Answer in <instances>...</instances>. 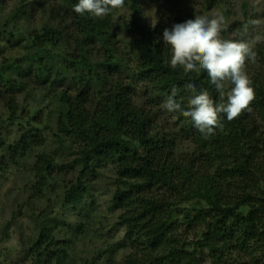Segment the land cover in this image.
<instances>
[{"label":"trees","instance_id":"trees-1","mask_svg":"<svg viewBox=\"0 0 264 264\" xmlns=\"http://www.w3.org/2000/svg\"><path fill=\"white\" fill-rule=\"evenodd\" d=\"M204 1V11L226 3ZM78 2L0 0V175L32 174L20 240L28 264H77V243L91 237L103 245L83 264H264V42L252 44L256 62H245L254 100L206 136L161 108L173 88L186 104L189 82L218 99L207 72L165 63L164 29L199 12L163 13L151 26L144 0H125L126 40L113 24L118 9L97 18L75 13ZM242 11L221 38L252 39L254 14L247 4ZM108 169L121 237L93 228L95 184Z\"/></svg>","mask_w":264,"mask_h":264},{"label":"clouds","instance_id":"clouds-1","mask_svg":"<svg viewBox=\"0 0 264 264\" xmlns=\"http://www.w3.org/2000/svg\"><path fill=\"white\" fill-rule=\"evenodd\" d=\"M124 2L125 0H79L73 11L101 18L113 9L122 8ZM224 22L222 14H215L211 19L195 16L194 19L174 24L163 31V42L169 46L171 55L170 61L165 60V63H170L173 69L181 68L185 73L207 72L218 93V99H213L206 89L198 91L195 83L189 82L184 85L190 93L186 104L183 98L177 99L178 91L173 88L161 108L168 112H180L206 136L213 135L217 128H222V115L232 121L250 106L255 96L245 71V62L246 59L256 62L257 54L252 44L260 41L261 36L256 35L252 39H223L220 33ZM248 24L259 27L264 21L250 20ZM248 24L244 26L245 33L248 31ZM229 82L231 88L228 87Z\"/></svg>","mask_w":264,"mask_h":264},{"label":"rangeland","instance_id":"rangeland-1","mask_svg":"<svg viewBox=\"0 0 264 264\" xmlns=\"http://www.w3.org/2000/svg\"><path fill=\"white\" fill-rule=\"evenodd\" d=\"M204 2V0H180L174 2L171 0H144L143 18L149 25L153 26V22L156 25L163 13L167 16L171 14L172 17L185 16L190 8L193 7L199 12L198 16H205L208 19L213 18L215 14L223 15V12H226L228 19H225L222 25L223 28L225 24L232 25L239 18L243 20L242 6L247 4L249 10L254 14V20L264 21V0H226L223 9L221 7H213L207 11H204ZM127 11L124 3V6L117 10L113 19V24L118 28L119 39L127 40L119 29V25L128 17ZM230 11L232 14L229 13ZM249 32L252 38L256 35L261 36V40L253 44L264 42V24L259 27L251 25ZM16 52V55L13 54V56L20 55V50ZM32 79H34L33 76ZM141 85L136 86L138 95L142 91ZM66 86V84H62L61 90L67 88ZM70 91L71 95L75 94L73 90ZM52 99L54 100L55 98L52 97ZM48 101L43 103V106H46L43 107L42 113L44 117L51 119V116L55 114L56 105L51 104L48 107L51 102ZM31 103L32 101L30 100L29 104ZM28 169L29 167H21L19 171L18 167H10L7 173L0 175V264H28L27 261H29L28 258H25L20 247L22 231L28 228L29 225V220L25 215L28 205L24 204L26 187L32 177L31 171ZM97 182L100 183H97L98 185L95 184L96 192L93 193L94 196L92 197L95 201L94 207L96 211L93 228L98 230L99 235L103 234L109 237L114 233L116 236L121 237L119 229L116 228L117 218L109 211V200L111 199L114 186L110 170L103 171L102 177ZM52 203V208L59 210L58 201H53ZM67 215L71 218L70 213H67ZM23 235L25 236L26 233ZM102 245L103 241L99 237H91V239L77 243L73 255L77 259V264H83L82 261L96 257Z\"/></svg>","mask_w":264,"mask_h":264}]
</instances>
